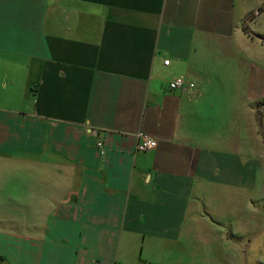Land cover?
I'll list each match as a JSON object with an SVG mask.
<instances>
[{
	"label": "crops",
	"instance_id": "obj_1",
	"mask_svg": "<svg viewBox=\"0 0 264 264\" xmlns=\"http://www.w3.org/2000/svg\"><path fill=\"white\" fill-rule=\"evenodd\" d=\"M262 7L0 0V264H197L217 218L249 240L264 44L242 25ZM248 27L264 38V12Z\"/></svg>",
	"mask_w": 264,
	"mask_h": 264
},
{
	"label": "rangeland",
	"instance_id": "obj_2",
	"mask_svg": "<svg viewBox=\"0 0 264 264\" xmlns=\"http://www.w3.org/2000/svg\"><path fill=\"white\" fill-rule=\"evenodd\" d=\"M248 2L249 4L253 3L255 6H258L262 0H248ZM238 79L246 81V78L240 72L238 73ZM214 213L218 217L221 216L218 211ZM252 219L254 223L249 228V240L246 241L244 233L242 234L240 231V226L237 231L234 230L237 227L234 225V236L232 239V235L230 234V220L217 218L218 223L221 220L224 222V225H222L224 233L220 235L223 240H217L213 243L215 250L214 259L213 255H211V258L202 260V253H200L197 264H264V213L260 216H253ZM222 230L220 229L221 232ZM261 232L263 233L258 235ZM240 237H243V241Z\"/></svg>",
	"mask_w": 264,
	"mask_h": 264
},
{
	"label": "built area",
	"instance_id": "obj_3",
	"mask_svg": "<svg viewBox=\"0 0 264 264\" xmlns=\"http://www.w3.org/2000/svg\"><path fill=\"white\" fill-rule=\"evenodd\" d=\"M171 63L170 60L165 61V65L169 66ZM169 88L171 91H178V90H185L187 88H194L193 84H190L189 82H187L184 78H179L176 79L175 81L173 80L171 82V84H169ZM103 144L100 142L98 143V148H100ZM158 147V143L156 140L145 136L143 134L139 135V142H138V146H137V150L141 153H145L148 152L154 148ZM149 264V263H148Z\"/></svg>",
	"mask_w": 264,
	"mask_h": 264
},
{
	"label": "trees",
	"instance_id": "obj_4",
	"mask_svg": "<svg viewBox=\"0 0 264 264\" xmlns=\"http://www.w3.org/2000/svg\"><path fill=\"white\" fill-rule=\"evenodd\" d=\"M263 12H264V7L260 8V9L258 10V13H257V14L252 13V14L246 19V21L243 23V25H242V30H243V32H244L248 37H250V38H252V39H254V40H256V41H259V42H261V43L264 44V38H262V37H260V36H258V35H255V33L251 32L250 29H249V27H248L249 23H251L252 20H254L258 15H260V14L263 13Z\"/></svg>",
	"mask_w": 264,
	"mask_h": 264
}]
</instances>
